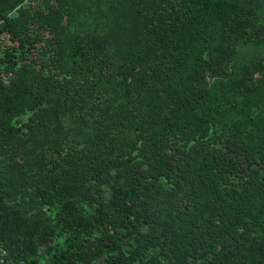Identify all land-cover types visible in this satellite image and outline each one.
I'll return each mask as SVG.
<instances>
[{"label": "trees", "instance_id": "trees-1", "mask_svg": "<svg viewBox=\"0 0 264 264\" xmlns=\"http://www.w3.org/2000/svg\"><path fill=\"white\" fill-rule=\"evenodd\" d=\"M0 264H264V0H0Z\"/></svg>", "mask_w": 264, "mask_h": 264}]
</instances>
